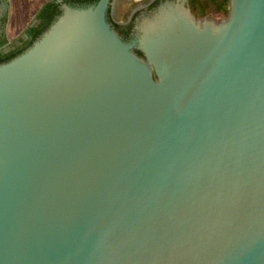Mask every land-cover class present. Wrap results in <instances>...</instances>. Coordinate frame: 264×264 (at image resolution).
<instances>
[{"label": "water", "instance_id": "95a60500", "mask_svg": "<svg viewBox=\"0 0 264 264\" xmlns=\"http://www.w3.org/2000/svg\"><path fill=\"white\" fill-rule=\"evenodd\" d=\"M45 1L2 0L7 38ZM56 1L0 63V264H264V0L165 3L133 41Z\"/></svg>", "mask_w": 264, "mask_h": 264}, {"label": "trees", "instance_id": "16d2710c", "mask_svg": "<svg viewBox=\"0 0 264 264\" xmlns=\"http://www.w3.org/2000/svg\"><path fill=\"white\" fill-rule=\"evenodd\" d=\"M97 0H62L70 5L86 6ZM192 13L197 17L207 14L225 16L228 13L229 0H188ZM60 3L48 1L39 9L34 21L20 35L8 40L5 33L7 16L0 18V63L6 62L24 51L60 14ZM139 54L140 51H137Z\"/></svg>", "mask_w": 264, "mask_h": 264}, {"label": "flooded vegetation", "instance_id": "af4514ba", "mask_svg": "<svg viewBox=\"0 0 264 264\" xmlns=\"http://www.w3.org/2000/svg\"><path fill=\"white\" fill-rule=\"evenodd\" d=\"M1 1L2 0H0V2ZM5 1L7 2L9 8V0H5ZM48 1H52V0H46L45 2H43L42 5H44ZM111 1L113 2V5H110L107 10V14H106L107 21L111 24V26L115 29V31L118 33V35L121 38H123L126 41H133L135 38H138L140 34V28L143 26V24L146 21H150V18L153 16V14L157 11V9L161 5L165 3H172L175 2L176 0H126L129 2L127 7L128 13L126 17L122 19H119L117 13H115L116 6L118 2L121 0H111ZM4 15L7 16V13L0 15V18ZM195 17L202 18L197 16ZM34 19L35 16L29 25H31ZM8 40L10 41L12 39L8 38ZM135 51L137 50L135 49Z\"/></svg>", "mask_w": 264, "mask_h": 264}, {"label": "rangeland", "instance_id": "374dc122", "mask_svg": "<svg viewBox=\"0 0 264 264\" xmlns=\"http://www.w3.org/2000/svg\"><path fill=\"white\" fill-rule=\"evenodd\" d=\"M207 16H212V17H214V18H216V19H220V18H223V17H225V16H214V15H212V14H207Z\"/></svg>", "mask_w": 264, "mask_h": 264}]
</instances>
